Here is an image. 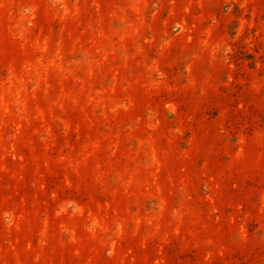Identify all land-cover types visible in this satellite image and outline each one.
<instances>
[{
	"label": "rangeland",
	"instance_id": "rangeland-1",
	"mask_svg": "<svg viewBox=\"0 0 264 264\" xmlns=\"http://www.w3.org/2000/svg\"><path fill=\"white\" fill-rule=\"evenodd\" d=\"M0 264H264V0H0Z\"/></svg>",
	"mask_w": 264,
	"mask_h": 264
}]
</instances>
